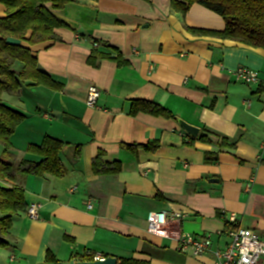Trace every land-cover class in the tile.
I'll return each instance as SVG.
<instances>
[{
    "label": "crops",
    "instance_id": "obj_1",
    "mask_svg": "<svg viewBox=\"0 0 264 264\" xmlns=\"http://www.w3.org/2000/svg\"><path fill=\"white\" fill-rule=\"evenodd\" d=\"M52 12L67 26L56 29L60 41L35 51L39 68L64 87L27 81L18 95L3 93L4 103L26 117L8 151L0 142V159H39L27 148L49 135L67 143L61 152L67 173L0 178V191L19 186L27 207L41 205L38 219L27 208L13 214L6 233L0 209L6 242L0 264H54L49 251L59 262L87 261L91 252L117 261L212 264V253L178 252L176 237L211 234L223 244L217 231L230 213L237 227L264 239V49L194 33L225 27L221 15L197 3L182 14L171 0H69ZM93 52L109 57L97 56L93 65L87 62ZM119 53L125 65L117 64ZM238 67L258 71L260 82L236 81ZM91 84L101 92L93 108L85 102ZM139 99L173 116L130 114ZM175 117L219 136L193 140ZM150 143L158 146L126 147ZM101 151L104 161H120L119 173H94ZM162 210L181 215L169 238L147 230L148 213Z\"/></svg>",
    "mask_w": 264,
    "mask_h": 264
},
{
    "label": "trees",
    "instance_id": "obj_2",
    "mask_svg": "<svg viewBox=\"0 0 264 264\" xmlns=\"http://www.w3.org/2000/svg\"><path fill=\"white\" fill-rule=\"evenodd\" d=\"M68 2L69 0H0L5 7V15L0 16V142L3 143L5 152L12 146L10 138L26 115L5 104L2 99L3 93L18 95L27 81L56 90L64 87L62 83L54 80L50 74L39 68L35 49L36 46L47 48L54 42L60 41L56 29L67 25L53 14L52 9L63 8ZM48 3H51V8L47 5ZM195 3L221 15L225 21V27L218 32L192 29L194 33L214 34L223 39H231L264 49V0H171V7L185 14ZM7 37L20 39L21 44L9 45L6 43ZM97 56L109 57L104 53L93 52L87 62L96 65ZM115 60L119 66L127 63L120 53ZM19 63L21 67L17 68L16 65ZM140 111L153 115L173 116L167 109L153 101L134 100L130 114L134 115ZM211 135L219 136L214 131L202 128L196 139L212 142ZM220 139L228 141L227 137H220ZM66 144L58 138L45 135L41 143L31 144L27 148L28 152L39 159H23L18 163H9L0 159V178L13 180L17 174L36 176L48 174L56 178L65 176L67 167L61 159V152ZM149 145L126 144V147L133 150L139 146L149 149L158 146L156 143ZM80 146L77 145L76 157L80 154ZM234 146L235 143L229 145V147ZM103 157L104 152L101 151L93 159L95 174L120 172V161L106 162ZM26 208L24 190L21 187L13 186L11 189L0 191V209L6 214L1 220L3 233L11 227V216ZM5 245L6 242L0 239V246ZM47 261L54 264L59 263L51 251L47 254ZM117 264L151 263L133 258H120Z\"/></svg>",
    "mask_w": 264,
    "mask_h": 264
},
{
    "label": "built area",
    "instance_id": "obj_3",
    "mask_svg": "<svg viewBox=\"0 0 264 264\" xmlns=\"http://www.w3.org/2000/svg\"><path fill=\"white\" fill-rule=\"evenodd\" d=\"M236 81L245 84L260 82L259 73L247 67H238L233 71ZM97 85L91 84L87 90L86 105L97 107L100 96ZM91 207V203H88ZM41 205L32 203L27 207L30 218L38 219ZM179 213H169L165 210L150 211L147 216V230L149 233L160 237H171L170 227L172 223H179ZM236 214L230 213L226 221V228L217 231L219 238L225 239L224 243L215 242L211 234L180 233L177 235L176 250L181 253H189L195 257H201L212 253V264H262L264 258V239L254 230L235 225ZM88 260L104 259L101 255L88 252ZM87 260V261H88Z\"/></svg>",
    "mask_w": 264,
    "mask_h": 264
},
{
    "label": "water",
    "instance_id": "obj_4",
    "mask_svg": "<svg viewBox=\"0 0 264 264\" xmlns=\"http://www.w3.org/2000/svg\"><path fill=\"white\" fill-rule=\"evenodd\" d=\"M6 43L9 45H20L21 40L15 37H7ZM175 119L178 121L179 125L189 136L193 138L198 137L201 131L200 127L192 125L179 117H175ZM211 180L217 181V179H211ZM58 264H117V258L114 256H106L104 257V259L78 261V262L72 260L69 262H59Z\"/></svg>",
    "mask_w": 264,
    "mask_h": 264
}]
</instances>
